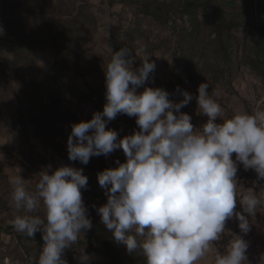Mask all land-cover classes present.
<instances>
[{
	"label": "rangeland",
	"instance_id": "374dc122",
	"mask_svg": "<svg viewBox=\"0 0 264 264\" xmlns=\"http://www.w3.org/2000/svg\"><path fill=\"white\" fill-rule=\"evenodd\" d=\"M208 12L223 13L236 26L221 29ZM0 29V264H36L45 243L40 232L28 237L11 223L24 214L11 207V179L18 168L23 179L31 180L30 191L49 166V174L67 165L83 168L88 177V187L81 191L93 228L66 251L68 264H77L79 247H86L90 264H113L109 242H115V249L124 245L96 212L107 202L98 173L117 160L126 162L123 149L92 157L87 165L69 160L67 149L72 125L91 120L107 103L110 48H129L134 68L152 56L155 70L137 92L162 87L173 102L182 100L184 91L191 93L193 100L181 112L198 128L208 119L199 113L195 98L201 83L209 84L210 94L219 91L216 99L224 118L251 112L264 98V0H0ZM107 128L118 133V140L139 130L136 117L126 114H118ZM237 177L241 194L249 188L264 193V179L254 170L240 165ZM236 211L242 212L239 201ZM37 214L43 216L42 207ZM248 219L246 255L256 264L264 253V205ZM233 233L241 234L235 216L197 264H215L217 252L224 253ZM124 246L125 264H146L139 249L129 262Z\"/></svg>",
	"mask_w": 264,
	"mask_h": 264
},
{
	"label": "clouds",
	"instance_id": "9594fccd",
	"mask_svg": "<svg viewBox=\"0 0 264 264\" xmlns=\"http://www.w3.org/2000/svg\"><path fill=\"white\" fill-rule=\"evenodd\" d=\"M110 49L103 112L74 123L67 140L73 162L87 165L92 157H107L118 148L127 158L98 173L107 196V202L96 208L101 223L129 253L139 249L146 264H197L235 216L241 234H231L215 264H251L244 236L251 229L248 217L264 205V193L249 188L241 194L237 174L242 165L264 179V98L251 112L237 111L224 118L216 99L219 91L210 94L209 84L201 83L195 98L199 113L208 119L198 128L189 114L181 112L193 100L191 93L184 91L183 99L173 102L162 87L137 92L155 70L152 56L134 68L129 48ZM118 114L136 117L139 130L118 140V133L107 128ZM218 118L223 122L217 123ZM20 171L11 179V207L24 214L11 223L28 237L42 234L45 243L36 264H68L66 251L93 228L81 191L87 189L88 177L83 168L67 165L49 174V166L30 191L31 180L23 179ZM237 201L242 212L236 211ZM41 207L43 216L37 214ZM75 252L77 264H90L86 247ZM256 264H264V253Z\"/></svg>",
	"mask_w": 264,
	"mask_h": 264
},
{
	"label": "trees",
	"instance_id": "16d2710c",
	"mask_svg": "<svg viewBox=\"0 0 264 264\" xmlns=\"http://www.w3.org/2000/svg\"><path fill=\"white\" fill-rule=\"evenodd\" d=\"M186 2V1H185ZM185 2L183 4H185ZM251 5H252V2H250ZM152 15H155V13H150ZM206 15H209L211 16L212 18L215 19L216 23L218 24L219 28L221 29H232L234 26H236V23L233 24V21H229L225 15H223V13H213V12H208V13H205ZM37 88H39L38 85H36ZM107 167L109 168H115V167H118L116 164H111L110 166L108 165ZM97 228H102L104 230V227L99 225L97 226ZM111 233V232H110ZM112 234V233H111ZM88 241H89V244L90 246L94 243L93 242V239L91 236L88 237ZM110 246L108 247V250H107V254L109 255L111 261L113 262V264H125L124 263V260H123V255L125 253V250H124V245L119 248V249H115L113 247L114 245V241H110ZM136 256V253L132 252V253H128L127 255V258L129 260V262H132L134 260ZM144 262H146V259H144Z\"/></svg>",
	"mask_w": 264,
	"mask_h": 264
}]
</instances>
